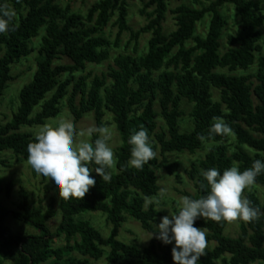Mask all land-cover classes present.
<instances>
[{"label": "trees", "instance_id": "16d2710c", "mask_svg": "<svg viewBox=\"0 0 264 264\" xmlns=\"http://www.w3.org/2000/svg\"><path fill=\"white\" fill-rule=\"evenodd\" d=\"M226 4L232 5L239 27L228 37L229 47L221 51L227 20L220 8ZM0 5L15 12L9 30L0 33V97L14 78L12 65L33 51L30 40L45 26L36 71L20 89L19 105L11 120L0 124V169L13 166L9 153L17 160H27L34 134L21 127L43 124L57 116L63 99L75 122L93 112L96 127L105 126V116L110 113L122 141L115 150L116 171L107 170L109 181L93 170L90 176L96 183L83 199L59 197L62 217L56 230L48 224L57 212L53 202L45 210L34 206L24 188L17 209L0 206V264H93L90 258L102 257L105 264H175L170 244L154 237L144 246L127 243L118 239L119 231L126 215L139 221L146 231H155L160 211L151 204L145 207V200L159 193L158 169L173 174L181 165L177 159L170 161L168 153H195L205 142L211 144L188 170L196 193H183L194 199L209 190L201 188L202 182L207 183L202 170L215 167L222 174L235 164L243 171L255 159L264 160V12L259 3L213 0L201 7L181 3L170 9L176 28L169 33L163 27L168 0H147L140 13L148 21L136 30L129 24L127 0H96L84 15L73 11L69 3L63 6L56 0H0ZM206 14L210 15L207 30L197 33V25ZM113 17L115 38L104 32ZM125 32L130 33L125 47L133 42L132 51L112 54L122 46ZM144 33L150 37L146 48L139 50ZM62 58L70 62H57ZM105 62H109L108 69L101 74L87 68L88 64ZM252 66L255 71L246 73ZM184 100L192 104L189 116L193 128L187 132H181L179 124ZM38 104L41 109L32 115ZM159 117L164 124L158 129ZM214 117L231 127L229 135L209 136ZM141 128L147 130L157 155L136 169L128 164L132 147L128 140ZM97 135L94 133L90 142ZM43 180L46 193L56 189L47 178ZM255 184L264 185V174L256 177ZM5 188L9 195L11 184ZM242 196L264 212L255 192L245 189ZM85 211L107 214L112 225L107 237L88 220L76 219ZM9 217L31 226L36 233L11 232ZM227 223L205 218L195 221L194 226L205 230L207 243L216 242L213 248L205 249L198 264H216L217 260L222 264L264 263V215L242 221L237 237L224 234ZM62 235L65 244L54 246L53 239Z\"/></svg>", "mask_w": 264, "mask_h": 264}, {"label": "clouds", "instance_id": "9594fccd", "mask_svg": "<svg viewBox=\"0 0 264 264\" xmlns=\"http://www.w3.org/2000/svg\"><path fill=\"white\" fill-rule=\"evenodd\" d=\"M14 16L15 12L7 5H0V33L9 30ZM231 131L222 118L214 117L209 136H226ZM94 133L98 134L97 138L90 142L89 138ZM198 138L205 140L203 135ZM111 140L109 127L77 130L70 119L61 118L55 125L45 124L35 133L34 140L27 147V163L37 174L50 181L62 200H81L96 183L90 172L94 170L105 182L110 180L107 170L115 163ZM128 143L132 146L128 164L136 169H142L157 155L144 128L135 131ZM261 174H264V160L261 159H255L252 166L243 171L235 164L222 174L215 167L202 170L201 175L207 183L202 182L201 188L209 189L207 194L195 199L187 195L181 197L178 212H171V218L163 216L159 224H154L155 231L149 238L139 240L143 242L154 237L166 245L172 244L175 264H198L205 255L207 240L205 230L194 226L195 221L199 218L216 222L257 220L264 212L252 206L242 193L253 186L256 177ZM167 192V188H161L156 197L146 198V207L151 204L156 212L168 208L161 206Z\"/></svg>", "mask_w": 264, "mask_h": 264}, {"label": "rangeland", "instance_id": "374dc122", "mask_svg": "<svg viewBox=\"0 0 264 264\" xmlns=\"http://www.w3.org/2000/svg\"><path fill=\"white\" fill-rule=\"evenodd\" d=\"M61 5L70 4L73 11L78 12L79 14L84 15L88 8L96 1V0H56ZM147 0H127L128 2V18L130 26L136 30L142 27L147 23V18L145 15L140 13V9L143 7L144 3ZM213 0H168L169 11L166 14V19L163 22L164 31L166 33L171 32L176 28V21L174 19L173 14L170 12L171 8L176 7L181 3L190 4L196 7H201L203 5L209 4ZM259 3L260 8L264 12V0H255ZM148 10H151L149 8ZM220 11L227 20L226 26L223 30V35L221 37L222 48L221 51H225L229 45L227 43L228 37L238 30L237 18L234 17V10L232 9V5H224L220 8ZM210 15L206 14L204 21L198 23L197 25V33H205L207 30L206 22L209 21ZM115 17L112 18L110 24L105 28V33L111 38L116 37L117 27L112 26V22ZM264 33V26L262 27ZM45 34V26L40 28L38 36L32 38L30 40V46L33 48V51L26 57L20 58L16 63L12 65L11 74L14 76L12 80L9 81L8 87L5 89L4 94L0 97V124L5 123L8 120H11L13 112H15L19 105V91L20 89L32 79L34 72L37 68V60L39 59L40 52L39 48L42 42V36ZM150 37V33H144L140 36L138 42L139 50H144L147 45V41ZM130 38V33L125 32L121 36V47L112 50V54H116L122 51H132L133 42L129 44V47H125V44ZM60 63H68L70 60L68 58H62L57 61ZM108 63L105 62L101 65L97 64H88L87 68L92 69L95 73L101 74L106 72L108 69ZM252 68V69H251ZM250 70L246 73H253L255 71V66H252ZM254 84L257 83L255 78H252ZM215 99L219 98L218 91H215L214 94ZM182 108L184 110V115L179 120L180 131L187 132L193 128V122L191 117L189 116L190 110L192 108V104L187 102L186 100L182 101ZM41 109V105L38 104L34 107L32 111V115L36 114ZM60 113L57 116L49 117L45 120L43 124L37 125H24L21 127L22 131L35 133L45 124L55 125L61 118L70 119L74 127L77 130L87 129L89 127H96V122L94 118V113L90 112L85 114L80 120L74 121V117L69 111L66 100L63 99L60 103ZM158 121V129L161 125L164 124L162 118H157ZM105 127H109L112 132V140L111 144L113 146L114 151V161H115V150L122 143L119 132L116 128L115 122L112 120V116L107 112L105 116ZM91 140V138H89ZM210 143L205 142L203 146L196 150L195 153H190L188 151L181 152H171L167 154V158L172 160H179L181 162L178 170L170 174L164 168H160L157 170L158 175V184L161 188H167V195L162 200L161 206H166L168 208H163L160 210V215L157 218L155 224H159L161 218L165 215H169L171 218V212H178V204L180 198L185 196L183 192H190L192 194L196 193V188L194 186L193 180L188 175V170L191 167V162L203 157L207 152ZM158 157L161 158L160 151L158 150ZM8 158L13 163L11 167H2L0 169V206H5L11 210L17 209V204L21 199V188H24L27 192L29 203L32 205L41 207L43 210L47 209L50 203L53 202L54 207L57 209L56 215L48 221L49 227L52 231L56 230L59 225L60 219L62 217V213L59 209V194L57 189H53L46 193L44 191L45 182L43 180V176L37 174L30 165H28L27 160L20 161L17 160L12 154H8ZM112 171H116V165L112 167ZM10 183V193L6 195V184ZM159 190V192H160ZM247 191L255 192V194L260 198L262 203L264 204V185L254 184L250 188L246 189ZM158 195V194H157ZM152 196L148 199H151ZM146 207V204H145ZM148 207V205H147ZM76 219H85L88 220L93 226L99 229L104 237H107L110 233V229L112 227L111 223L107 220V214L103 211H85L76 215ZM242 220H236L232 222H228L225 229L224 234L230 237H237L240 233V225ZM7 225L10 228V231L13 233H17L22 231L23 233H36V230L27 224H18L14 219L9 217L7 219ZM151 235L150 232L146 231L140 224L139 221L133 219L129 215H126L125 221L122 223L118 239L127 242V243H135L139 246H144L148 244L150 241H140L139 239H148ZM54 246L64 245L65 238L64 236L55 237L53 239ZM174 243V242H173ZM173 246L172 244H170ZM216 245L215 241H210L207 243L206 249H211ZM73 255L81 256L77 251H73ZM82 257V256H81ZM93 264H105L106 259L102 257L99 260H95L90 258ZM216 264H222L221 261L217 260ZM254 264H264V263H254Z\"/></svg>", "mask_w": 264, "mask_h": 264}]
</instances>
